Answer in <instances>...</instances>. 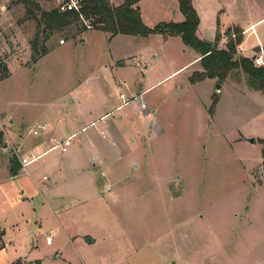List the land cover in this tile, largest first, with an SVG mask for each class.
Segmentation results:
<instances>
[{
  "label": "rangeland",
  "instance_id": "1",
  "mask_svg": "<svg viewBox=\"0 0 264 264\" xmlns=\"http://www.w3.org/2000/svg\"><path fill=\"white\" fill-rule=\"evenodd\" d=\"M30 2L0 0V120L9 124L12 119L26 133L42 120L53 124L62 114L77 115L72 92L90 79L112 94L113 109L130 101L127 89L121 88L127 96L121 100L99 70L108 65L116 75L118 58L126 64L118 83L138 78L144 93L134 104L139 108L144 100L149 108L137 114L131 106L109 116L121 144L89 175L100 192L84 173L90 155L77 146L71 152L76 163L62 165V177L74 188L64 191L67 204L61 208L45 205L34 211L18 194L22 179L9 189L0 185L5 245L0 264L20 259L30 264H264L263 146L260 140L237 142L241 134L264 139V94L249 90L237 71L222 84L217 79L191 83L200 64L197 52L180 37H112L95 29L82 34L75 25L55 33L46 43L49 53L34 63L41 29L32 15L57 8L58 0ZM219 2L194 0L201 38H217L220 31L219 47L237 38L236 29L244 33L235 25L264 18V0ZM166 4L142 1L146 26L182 23L180 11L173 14ZM256 31L262 36L264 22ZM248 41L247 54L253 55L254 35ZM217 85L222 92L212 109ZM0 135V148L5 142L7 147L0 149L1 166L12 163L15 151ZM47 237L53 238L50 246ZM89 238L95 242L88 243Z\"/></svg>",
  "mask_w": 264,
  "mask_h": 264
},
{
  "label": "crops",
  "instance_id": "2",
  "mask_svg": "<svg viewBox=\"0 0 264 264\" xmlns=\"http://www.w3.org/2000/svg\"><path fill=\"white\" fill-rule=\"evenodd\" d=\"M142 1L143 0L140 1L138 6L140 8L141 13H142V7H141ZM161 1L165 4L166 3L168 4V6L166 4L167 7L165 6V8L167 10L172 11L173 14H175L177 10L180 11L179 2L177 5L175 0H161ZM214 1L220 4L219 0H214ZM193 6H194V0H193ZM178 16H181V20H182L181 22L185 20V17L181 12L180 15ZM263 22H264V18H261L258 21H253L252 23H250L248 26L245 27H243L242 25H235L240 27V29L244 30L243 41L237 47L238 56L246 57L252 60L257 56H261L264 58V32L262 33V36H260L256 31L257 27L261 25ZM200 28L201 27L199 24L197 30V36L201 40L208 41L210 43H214L216 41V38L213 39L201 38ZM221 34L222 33L220 32V35ZM108 35L111 36L110 34ZM252 35H254L255 37L256 44L254 45V48L252 50L253 55H248L247 54V46L249 44L248 38L251 37ZM222 36H220V39ZM65 45L66 43L60 46H65ZM220 48L223 47L220 46ZM118 59L120 60H118V64L115 65V67L118 69L116 71V75H114V71L112 69L111 70L109 69L108 65L99 66V70L100 71L104 70L105 76L107 77V81H110L111 85L114 86L115 91H117L116 94H118L119 92V96L121 100H125L127 97L123 92H121L122 91L121 88H126L128 93L133 96L130 101H127L124 104L122 103L121 105H118L116 106V108L113 109L110 103L112 94L110 93L108 95L104 90H101L99 83L97 81L90 79L86 83L79 84V86H77V89L72 92L73 93L72 99L77 103L76 104L77 115L66 114L65 116H63L62 114L59 117H57V119L54 121L53 124L48 122L49 120H45V122L43 123L42 120L40 124L36 125L33 129H31L26 133L15 128L13 126L14 120L12 119H10L9 124L4 123L3 120H0V131L4 133L5 136L8 138L10 146L13 148L17 156L20 157V159H26L27 161H32V163L27 167L28 174H25L21 170V165L14 153L13 158L11 160L12 163L5 162L0 166V185H4L6 186V189H9L10 188L9 184L12 181L15 182V181H19V179H22V183L18 188V194H20L21 197H23L22 198L23 201H26L28 204L29 203L33 204L35 208L33 209L34 211H36V209H43L45 205H47L49 209H53L54 207L61 208L63 205L67 204L64 201L66 197L64 191L72 190L74 188V184L72 180L62 177V172H63L62 165L63 163H69L71 160L73 163H76V161H73L74 156L71 157L72 151L78 149L79 147H85V149L88 151L90 156H88V162H87V166L85 167L84 173L88 174L86 178L90 182H92L94 178L91 179L89 175L93 177L94 174L98 172L97 170L98 164L103 163L102 165L105 166L106 154L110 153V151H113L114 149H117V147L121 144L116 137L117 130L114 128V126H112V124L108 123L109 116L112 113L132 106L131 112L141 114V112L146 111V109L149 108L144 100L140 102L141 104L139 108L134 104L135 102L138 101L137 99L141 98L142 94L144 93L142 92V90L138 88V82H139L138 78H134L129 82L124 80L118 83L117 76L120 70H123L126 66V64L122 62L121 58ZM133 59L136 62V65L139 66L140 61L138 60V58L134 57ZM200 59H201V55L197 53V58L195 59V61H197L198 64H200ZM197 71H202L201 64L199 65V70H196L195 72ZM212 81H214V79ZM234 81L235 80H232V83H234ZM235 82L240 84L239 81H235ZM249 90L251 89L249 88ZM251 91L257 92L254 90ZM249 94L251 95V93ZM121 95H123L124 98H121ZM216 96L220 100L221 93L218 95L216 94ZM93 102H96V106L91 105ZM91 128H94L95 130L91 133L86 134L84 137L79 138L81 134H85L89 132L88 130H90ZM35 131L39 132L37 136L34 135ZM0 137H2V139L1 138L0 139L3 141V136L0 135ZM69 139H70V145L68 146L64 145V141H67ZM76 139L77 142H75ZM249 139H250L249 136L244 139L243 135L241 134V138L239 137L237 142L244 141L252 145L259 140H264L259 138H252L254 139V143H250ZM1 146L4 147H1L0 149L6 150L7 148L6 142L4 143V145ZM75 146H77V148ZM90 165H94V169L92 171L90 170V168H88ZM30 167H33L32 170H30ZM15 168H18V173L16 175L14 174ZM91 188H95L98 192L101 191L99 190L98 185L96 184V179H94ZM45 197L48 201L45 199ZM49 198H51L52 200L51 204L49 203L51 201L49 200ZM60 211L62 212L63 210ZM55 219L59 225L60 220L57 218ZM3 237H4V232L0 231V250L5 248V245L2 242ZM87 241L88 243L95 242L93 238H89ZM52 244L53 242L50 245ZM19 261H22L23 264H30L22 259H20Z\"/></svg>",
  "mask_w": 264,
  "mask_h": 264
},
{
  "label": "trees",
  "instance_id": "3",
  "mask_svg": "<svg viewBox=\"0 0 264 264\" xmlns=\"http://www.w3.org/2000/svg\"><path fill=\"white\" fill-rule=\"evenodd\" d=\"M141 0H124L119 6H112L109 0H84L81 12H61L58 8L50 11H41L40 17L32 15L41 29L34 43V63L49 53L46 43L57 32H62L72 26H79L81 33L86 29L81 16L85 20L93 19V29L110 34L148 37L159 35L163 38L180 37L185 46L192 48L201 55L200 64L202 71L193 73L190 82L196 84L206 79H217L220 84L224 83L233 72H241L246 77V82L251 90L264 94V68L256 67L253 60L238 56L237 47L243 41V32L235 30L237 38L229 40L226 47H219L220 31L216 41L210 43L201 40L197 36L200 18L197 10L193 6V0H178L180 12L185 17L182 23H160L154 28L146 26L142 20L138 6ZM24 5L31 4L30 0H19ZM40 11L38 4L35 5ZM40 34L43 35V45L39 48ZM230 33H228L229 35ZM80 36V35H79ZM9 76V75H8ZM218 102L215 95L212 109ZM263 146L262 156L264 159V140H260ZM264 169V161H263ZM18 173V168L14 169V174ZM13 264H22L17 261Z\"/></svg>",
  "mask_w": 264,
  "mask_h": 264
},
{
  "label": "built area",
  "instance_id": "4",
  "mask_svg": "<svg viewBox=\"0 0 264 264\" xmlns=\"http://www.w3.org/2000/svg\"><path fill=\"white\" fill-rule=\"evenodd\" d=\"M84 0H58V6L57 8L61 12H81V7H82V2ZM81 19L86 27L87 30H92L93 29V19L90 20H85L82 16ZM234 37V35H233ZM228 43V42H227ZM226 43V44H227ZM61 45L65 44V41L60 42ZM253 62L256 67H263L264 68V58L261 56H257L253 59ZM121 98H124L123 95H121ZM44 129V127H43ZM39 134L38 131L34 132V135L37 136ZM64 145L68 146L70 145V139L67 141H64ZM32 163V161H27L26 159H21L20 164H21V170L25 173L28 174L27 167ZM53 242L52 237H47V244L50 245Z\"/></svg>",
  "mask_w": 264,
  "mask_h": 264
},
{
  "label": "water",
  "instance_id": "5",
  "mask_svg": "<svg viewBox=\"0 0 264 264\" xmlns=\"http://www.w3.org/2000/svg\"><path fill=\"white\" fill-rule=\"evenodd\" d=\"M138 10H140V8L138 7ZM221 86L220 85H217V87H216V90H215V93L218 95V94H220L221 93ZM249 142L250 143H254V139H249Z\"/></svg>",
  "mask_w": 264,
  "mask_h": 264
}]
</instances>
